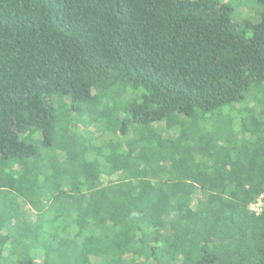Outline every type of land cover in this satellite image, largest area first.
<instances>
[{
	"label": "trees",
	"instance_id": "obj_1",
	"mask_svg": "<svg viewBox=\"0 0 264 264\" xmlns=\"http://www.w3.org/2000/svg\"><path fill=\"white\" fill-rule=\"evenodd\" d=\"M35 159L84 248L125 223L142 264H264V0H0V168Z\"/></svg>",
	"mask_w": 264,
	"mask_h": 264
},
{
	"label": "rangeland",
	"instance_id": "obj_2",
	"mask_svg": "<svg viewBox=\"0 0 264 264\" xmlns=\"http://www.w3.org/2000/svg\"><path fill=\"white\" fill-rule=\"evenodd\" d=\"M108 98L102 102H104V105L108 104L111 108L119 107V105L123 107L125 104V101L122 100L121 102V99L116 103H110L107 100ZM127 98H130V96L127 95ZM246 98L243 104H235L230 106V109L253 108L252 98L249 96ZM77 123H80V126L83 125V118L78 119ZM68 125L72 126V122H69ZM27 136L24 134L22 138L25 139ZM60 137L66 141L74 140L76 137L75 142L77 143L79 135L67 131L62 136L58 135L57 139ZM35 140L38 141L39 138L36 137ZM78 142V146L82 150L81 140H78ZM45 151L41 149V152ZM61 152L69 153V151ZM73 155H76V153L74 152ZM23 165L26 166L24 170L16 161L7 162L0 168L2 175L0 183L4 182L2 185L13 180L15 184L22 182L33 189V194H31L28 190L21 193L18 190L12 191L4 186L3 188L0 187V258L3 264H17L16 259L18 255L21 257L22 249H26L27 252L30 251L29 256L35 261V264H100V262L103 264H126L125 257L129 255L135 257L130 264H142L144 256H141V254H145V249H142L141 246L130 244L119 248L115 245L116 236L128 230L125 223L119 224L116 229L117 235L110 241L109 245L105 244L104 239L100 241V239L93 238L91 240L93 241L92 245L84 248V238L75 237V232L70 229L67 230V235L72 239H65L67 236L63 233L66 231L61 230V225L57 221L52 222L51 211L56 207L52 206L49 200L48 193L45 191V184L39 185L45 177V175L39 176L37 171L38 167L42 165L41 159H35ZM71 176L76 175L74 173ZM54 178H50L53 183L64 182L63 180L54 181ZM49 183L52 182H48V186L51 188L53 185H49ZM75 208L77 209V207ZM99 228L103 229V227L98 226L96 231H99ZM104 231L106 238L115 234L113 230L103 229L102 232ZM94 248L97 250L95 251L96 254L89 256L88 254L92 253ZM47 252L49 256H47Z\"/></svg>",
	"mask_w": 264,
	"mask_h": 264
},
{
	"label": "built area",
	"instance_id": "obj_3",
	"mask_svg": "<svg viewBox=\"0 0 264 264\" xmlns=\"http://www.w3.org/2000/svg\"><path fill=\"white\" fill-rule=\"evenodd\" d=\"M250 209L255 214H260L264 211V194L250 205Z\"/></svg>",
	"mask_w": 264,
	"mask_h": 264
}]
</instances>
